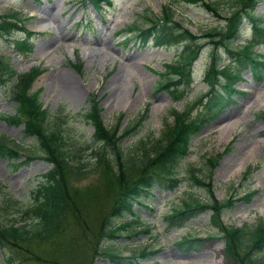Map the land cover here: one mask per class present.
I'll return each mask as SVG.
<instances>
[{
	"label": "rangeland",
	"instance_id": "374dc122",
	"mask_svg": "<svg viewBox=\"0 0 264 264\" xmlns=\"http://www.w3.org/2000/svg\"><path fill=\"white\" fill-rule=\"evenodd\" d=\"M163 4H167V0H111V4L101 8L92 7L88 0H0V13L17 11L23 27L9 35L0 34V54L7 56L16 71L33 64L42 67L33 77L29 89H38L47 119H56L67 142L97 144L91 142V126L83 116L89 92L94 93L100 116L108 125L116 120L119 112L118 127L143 114L136 133L119 140L123 147L130 146L137 138L156 136L162 123L170 120V110L195 101L196 95L205 87L202 76L209 43L199 49L191 63V81L184 83L165 65L176 57V43L154 45L148 39L141 44L132 36L133 31L125 37L120 35L134 22L146 24L143 15H159ZM169 6L172 16L193 34H199L211 25L224 24L222 15L230 7L228 0H217L215 11L196 2L176 1L170 2ZM255 10L264 24V1H258ZM26 30L30 49L21 52L11 40ZM250 33L249 22L243 20L235 42L242 44ZM251 47L263 55L264 61V40ZM227 58L222 52L221 59ZM77 61L79 66L75 70L71 65ZM50 75L68 78L79 90L69 91L58 82L51 85ZM12 76L0 81V134L18 145L17 153L9 160L0 154V205L3 207L0 217L4 221L10 215L23 219L24 215L15 207L23 208L33 201L31 189L48 165L40 155L25 154L32 149L33 138L23 136L20 124L10 123L1 115L13 109L8 97ZM166 77L178 81L176 88L171 83L156 85L158 78L165 80ZM169 88L181 90L177 93L179 96L172 97L174 90ZM236 88L235 95L219 114L190 138L188 152L175 166L180 181L171 187L154 185L147 197L149 203H135L137 218H131L129 225L121 228L117 237L111 238L121 253L136 251L145 244L147 249H154L141 258L148 264H234L225 254L224 242L216 226L211 224L209 209H195L192 215L175 222H169L164 213L171 206L180 204L181 199L195 197L199 200L208 196L207 189L189 176L188 168L193 166L198 176L205 178L208 175L211 193L217 199L229 194L233 197L243 195L255 188L247 198H235L230 206L223 208L216 223L251 226L258 217L264 219V114L260 113L264 108V75L257 80L246 66L240 72ZM195 108L193 102L191 113ZM230 120L237 122L229 137L224 138L222 126ZM88 151L89 147L83 149L84 156L89 155ZM209 158L213 159L211 164L207 161ZM100 171L101 167L97 166L73 180L80 186L89 185L83 194L77 191L83 195L86 211L84 229L75 228L68 218L71 224L67 223L57 239L53 236L38 242L29 241L28 246L37 254L33 257L37 262L12 254L7 245H0V264H115L102 254H90L88 244L110 203L106 175ZM111 218L116 222L129 219L130 215L125 213ZM187 235L199 238L191 239L192 245H187L181 239ZM77 239L81 241V249L76 246ZM54 242L65 246L56 249ZM69 242L74 243L76 249L68 250ZM256 254L264 257V246Z\"/></svg>",
	"mask_w": 264,
	"mask_h": 264
},
{
	"label": "trees",
	"instance_id": "16d2710c",
	"mask_svg": "<svg viewBox=\"0 0 264 264\" xmlns=\"http://www.w3.org/2000/svg\"><path fill=\"white\" fill-rule=\"evenodd\" d=\"M94 6L101 2L109 4L110 0H89ZM186 1L196 2L212 10H217V0H167L161 6L159 15L143 17L147 25L140 28L133 24L136 35L144 41L151 37L155 43L179 42L180 49L176 61L167 62L166 67L170 72L178 74L184 83L188 82L190 62L195 57L202 42L199 36H207L210 43V53L204 70L203 80L205 89L196 95L195 101L185 105L181 110L172 108L171 119L164 121L156 136L148 139L137 138L132 145L123 147L120 139L136 133L137 126L143 114L125 126L118 127L115 120L108 125L98 112L96 100L87 96L88 106L83 111L85 120L90 123V140L97 142H67L62 133V128L56 119L49 121L47 112L38 98L37 88L29 89L34 75L41 70L38 65H31L26 70L16 71L10 66L7 58L0 55V81H6L14 74L9 97L14 101L11 113L3 116L7 121L21 124L23 136L33 138L32 149L25 154L28 156L40 155L47 162V167L41 171L38 183L34 186L35 197L33 201L23 208L15 207L23 219L19 220L14 215L0 217V245H7L12 251L25 259L37 262V256L28 246V242L47 240L64 231L67 223L75 228H82L86 223V211L83 207L82 196L84 189L89 185H77L73 180L84 171L96 169L100 166L103 175H106L107 189L110 194V203L97 222L88 242L90 254H102L115 264H148L142 257L154 249H147L146 245L136 251L121 253L111 238L119 235V230L129 225L131 218L114 222L112 216H122L124 213L136 219L134 212L135 203L147 198L149 190L154 185L171 187L180 181V175L175 169L180 158L187 153L190 136L202 125L210 121L220 112L221 108L232 98L237 91L235 84L240 70L248 66L256 79L264 75V61L261 53L252 49L253 44L264 40V25L262 18L255 11V6L260 0H228L229 9L222 15L224 24L211 25L199 34H193L184 24L172 16L170 2ZM264 1V0H261ZM16 11L11 10L0 14V34L9 33L11 30L21 28ZM158 18V19H157ZM247 19L252 29L251 36L242 44L232 43L238 35L241 22ZM28 36H19L12 39L17 49L26 51L30 44ZM225 52L233 58L221 61V53ZM73 63V62H72ZM78 62L73 67H78ZM167 82L176 84L178 81L168 79ZM162 81H159V84ZM172 90V89H171ZM179 90L174 89L173 97H177ZM196 104L193 113L190 109ZM264 114V109L262 110ZM59 118L58 115H55ZM90 146L89 156H84L83 149ZM18 145L5 139L0 134V154L11 158L17 153ZM110 149V151H109ZM212 158L207 161L212 163ZM106 170V172L103 170ZM193 166L188 168L189 176L198 184H202L208 191L204 200L192 197L191 200L181 199L180 204L174 205L164 217L169 222L179 218H186L193 214V210L208 208L211 223L216 226L220 237L223 239L225 254L236 264H264V257L256 254L264 246V219L258 217L253 225L225 224L215 222L223 208L230 206L235 198H247L252 190H247L243 195L233 197L232 194L217 199L211 193L208 175L205 178L194 172ZM3 207L0 205V211ZM70 219V222L67 219ZM71 238V234L68 239ZM186 236L187 245H192L191 239ZM104 241H101V240ZM29 242V243H30ZM54 248L62 249L57 242ZM76 246L81 249V241L77 239ZM74 243H68V250L76 249ZM89 251V248H88ZM11 254V253H10Z\"/></svg>",
	"mask_w": 264,
	"mask_h": 264
},
{
	"label": "bare ground",
	"instance_id": "6f19581e",
	"mask_svg": "<svg viewBox=\"0 0 264 264\" xmlns=\"http://www.w3.org/2000/svg\"><path fill=\"white\" fill-rule=\"evenodd\" d=\"M48 81L49 83H51V85L56 84V82L61 83L62 84L61 87L69 91L74 90L75 92H77L79 90L78 87L72 85V83L68 78L63 77L61 75L58 76L50 75ZM236 122H237L236 120H230L229 122L224 123V125L222 126L224 132V136H223L224 138L229 137V133L231 132ZM214 263H216V261H214Z\"/></svg>",
	"mask_w": 264,
	"mask_h": 264
}]
</instances>
